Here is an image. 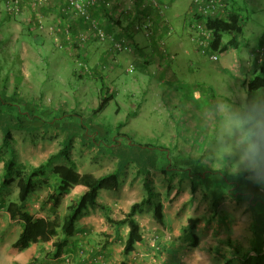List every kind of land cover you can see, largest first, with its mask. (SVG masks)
Segmentation results:
<instances>
[{"label": "rangeland", "instance_id": "obj_1", "mask_svg": "<svg viewBox=\"0 0 264 264\" xmlns=\"http://www.w3.org/2000/svg\"><path fill=\"white\" fill-rule=\"evenodd\" d=\"M112 1L115 7L107 14L103 12L99 19L108 34L127 43L130 50L114 52L110 36L104 41L90 37L85 44L79 43V35L85 36L87 27L81 26L79 17H63L57 0L40 6L36 19L29 9L31 0L25 1L23 11L13 17L6 13L5 3L0 0V90L7 85L11 93L18 86L19 92L34 97L42 108H55L51 112L56 118L62 119V114L80 118L85 126L94 125L109 133L106 146L102 147L90 145L79 136L74 139L69 158L81 173L100 176L114 169L117 155L110 145L117 137L118 148L120 143L129 149L155 147L161 160L159 169H151L152 184L163 203L166 221L158 222L151 206L138 214L143 240L124 257L122 249L128 228L122 226L117 230L108 223L106 215L122 218L133 202L146 195L143 174L134 163H129L120 174L119 187L101 189L98 204L83 214L86 220L83 221V215L78 219V234L68 238V248L58 259L51 255L53 241L67 237L60 229L58 236L48 242L16 249L12 243L21 230V223L10 224L6 209L0 207V264H21L33 257L44 264H90L91 261L119 264L124 258L128 264H221L222 259L212 255L208 245L231 253L232 244L239 247L241 254L248 252V256L233 259L231 264H264V254L253 250L257 202L253 203L252 194H257L259 189L263 192L258 194L259 200L264 202V87L248 92L245 83L236 79L240 70L237 64L247 60L245 55L253 61L264 36V0H235L243 8L246 27L239 37V47L229 46L216 61L209 58V52H198L186 28L184 40L192 54L185 52L182 58L191 60L183 62L185 69L182 73L178 71L177 80L166 76V80H157L156 61L146 65L142 62L152 51L149 46L138 47L150 40L130 27L135 0ZM189 3L190 0H173L171 12L175 8L181 13L179 21L184 17L186 22L190 17L184 8ZM159 20L161 22V17ZM40 22L43 28L39 27ZM52 25L76 26L79 35L60 48L50 33ZM228 40L229 36L224 35L223 44ZM76 43L81 56L74 49ZM109 50L115 55L106 56ZM131 65L134 70L129 71ZM18 76H21L20 82ZM102 77L103 93L112 96L105 108L94 116L93 108L98 106L102 96ZM195 88L203 95L195 96ZM63 134L61 129L52 127L32 133L13 130L12 145L5 149L0 129V155L6 159L13 150L19 162L38 165L62 147ZM164 156L170 157L171 164L177 162L179 167L199 170L202 175L208 173L213 179L218 180L222 175L226 181L230 179L229 186L226 189L223 181L219 182L224 191L214 202V194L209 190L211 185L202 182L193 189L191 178L179 173L184 171L162 172L166 163ZM54 162L70 163L65 157ZM246 170L249 172L244 178L231 175L237 171H241V175ZM17 180L0 189V203L17 199ZM47 180L54 181L50 173ZM239 183L243 186L238 188ZM82 188L76 186L56 207L48 197L49 187L44 185L29 196L27 209L34 216L54 218L57 215L62 221L67 206ZM190 217H200L196 228L200 242L196 247H191L183 236V227Z\"/></svg>", "mask_w": 264, "mask_h": 264}, {"label": "trees", "instance_id": "obj_2", "mask_svg": "<svg viewBox=\"0 0 264 264\" xmlns=\"http://www.w3.org/2000/svg\"><path fill=\"white\" fill-rule=\"evenodd\" d=\"M27 0H23V3ZM50 1V0H49ZM162 3L163 0H160ZM136 4H140V0H135ZM58 3V2H57ZM193 3V0H192ZM171 3L165 11V16L169 19L170 23L173 25L174 30H176L175 20H179L182 16L178 13L176 9L174 13H171ZM232 5V4H231ZM64 3L61 0L59 2L58 8L61 10L63 17L69 16L62 11ZM192 5L190 6L191 9ZM40 5L33 6L32 2L29 9L33 11V15L36 19L37 9ZM92 8V15L95 9ZM104 9V8H103ZM99 11V10H97ZM189 11V10H188ZM145 13H152L151 8L145 11ZM10 17H13L9 15ZM109 16V15H108ZM171 16L173 21L169 18ZM110 17V16H109ZM156 20L160 17L158 11L155 13ZM33 19V21H35ZM184 19V17H183ZM80 20L86 25H88L80 18ZM183 21V20H182ZM207 24L213 29L214 39L211 46L216 49L221 47L223 51L227 50L229 46L239 47V35L243 31V17L241 9L239 6L232 5L228 19H208ZM85 25H81L85 27ZM77 27L79 25L77 24ZM70 26V31L72 38L78 37L77 28ZM186 27V22H185ZM107 28V27H106ZM108 29V28H107ZM166 33V27L164 28ZM107 31V30H106ZM130 37L133 36L129 33ZM175 32V31H173ZM224 35L229 36V40L223 44ZM162 35H157V30L155 29V35H152L150 41L159 45V39L165 38ZM63 44L68 42L64 34L60 35ZM166 39V38H165ZM119 40V39H116ZM122 41V40H120ZM264 40L261 41V43ZM123 43H125L123 41ZM166 46L168 43L166 41ZM169 48V47H168ZM74 49L77 55L81 56L80 49L76 43L74 44ZM85 62V60H83ZM170 65V64H169ZM21 76H18L17 81L20 82ZM103 88L101 90L100 102L96 108H93V115L97 114L105 108L107 103L110 101L112 95H107L104 85V77L101 78ZM246 89L248 92L256 91L264 87V67L255 68L252 76L244 81ZM62 109V107H61ZM54 109H44L36 102L35 98L32 96H24L23 92L18 91V86H15L13 92L8 93L7 85L3 86L0 90V129L2 131V146L5 149H10L13 140V130H20L24 132H34L39 129L46 130L47 128H57L64 132V136L61 141V148L52 154L43 162L38 165H26L24 163L16 160L15 153L10 150L9 157L4 158L0 155V159L4 162L3 164V174L0 183V189L8 187L17 178V185L19 187L18 197L16 200L9 201L8 203H0V207L5 208L7 212V219L10 224L21 223V231L17 238L13 241L12 246L16 249H24L32 244L40 242H48L52 240L55 236H58L59 229L62 231L63 235L67 236L65 238H58L53 241L54 249L51 255L54 258H60L68 248V238L74 236L78 232L76 223L78 219L84 214L86 210L94 207L98 204V197L101 189H117L120 184V174L126 168L129 163H134L140 173L143 174L144 188L146 195L139 201H135L131 204L129 210L125 213L122 218H113L110 215H106V220L111 225H114L118 230L122 226H127V233L124 239L122 253L124 257L131 254L138 242L143 240V232L138 220L137 215L143 213L147 207H152L153 217L160 223H165V214L163 211V203L158 199V192L155 190L152 182L151 169H159L158 165L161 160V155H159L150 145H145L141 149H129L126 144L120 143L118 146V137L113 144H111L112 152L117 155L116 167L100 176H96L91 172L81 173L75 168L74 162L69 158V149L71 148L74 139L79 136L81 140L88 141L90 145L98 144L100 147L106 146L107 137H109L108 132H103L96 126L84 125V120L80 118L60 117L62 119L56 118L54 113L51 112ZM67 113V110H64ZM119 136L123 135L118 133ZM120 138V137H119ZM100 140V141H99ZM99 141V142H98ZM131 145V144H130ZM163 148V147H162ZM115 149V151H114ZM164 149V148H163ZM163 154V153H162ZM59 157L67 158L69 164H55V160ZM166 163H163L161 169L165 174H170L173 171H184L179 172L182 175L191 178L192 188L195 189L196 186L203 182V184H208L209 190L214 194L213 201L215 202L219 196H221L222 191L220 181H223V187L229 186V180H225L222 175L217 180L209 176L208 173L196 172L192 168L179 167L178 163L171 164L169 156H164ZM241 171L231 173L232 177L241 179V177H246L248 170L244 171L240 175ZM51 174L54 178L53 183L47 180L48 174ZM225 175V174H224ZM226 176V175H225ZM248 184V181H245ZM238 184L237 182L235 183ZM238 188L243 186L239 183ZM47 185L50 189L48 197L53 202L54 206H59L62 199L68 196L76 186H82L80 193L74 197L70 204L67 206V213L65 214L62 221L59 220L56 215L54 218H48L44 216H34L27 209V201L29 196L41 188ZM263 193L257 190V194L253 193L254 199L253 203L257 204L254 206L256 209V215L254 218L253 230H254V245L253 250L258 254H264V202L259 200L258 194ZM257 195V196H256ZM252 203V204H253ZM200 221V217H190L187 224L183 227V236L188 240V244L191 247L198 246L200 242V237L196 232L197 224ZM232 244V243H231ZM233 251L231 253H226L220 247L215 245H208V250L217 258L222 259L221 264H231L233 259H243L248 256V252L241 254L239 247L232 244ZM230 254L229 256H227ZM21 264H44L38 257H33L30 261ZM119 264H128L124 258Z\"/></svg>", "mask_w": 264, "mask_h": 264}, {"label": "built area", "instance_id": "obj_3", "mask_svg": "<svg viewBox=\"0 0 264 264\" xmlns=\"http://www.w3.org/2000/svg\"><path fill=\"white\" fill-rule=\"evenodd\" d=\"M5 3L6 13L11 16L19 15L23 11V0H1ZM64 7L62 11L68 15L81 18L88 25V33L84 36L79 35V43H84L88 38H95L98 41L106 40L110 35L102 27L101 20L92 15V8L103 7L107 12L112 11L115 7V2L112 0H62ZM32 5H48L49 0H31ZM169 7V3L161 2L160 0H140L139 5H135L131 12L132 27L135 31H141L147 39L150 40L152 35H155V29L158 30L166 27V35H170L174 31L173 25L165 16V11ZM151 8L152 13H145ZM232 5L229 0H193L192 7L189 10L190 17L186 20V28L189 32L191 40L199 52H209V58L213 61L219 59L220 53L224 52L221 47L214 49L211 43L214 39L213 29L207 24L208 19H228ZM159 12L160 20H156L155 13ZM141 17V18H140ZM140 18V19H139ZM158 23V24H157ZM39 27L43 28L40 22ZM51 35L54 36L56 44L63 48V42L60 37L65 35L66 39L72 38L71 29L69 25H52L49 27ZM111 37V36H110ZM112 48L115 52H122L130 50L127 43L116 40L111 37ZM162 53V64L168 66L172 63L175 55L170 52L166 46V39H159L157 46ZM253 62L256 68L264 67V41L255 50ZM129 71L134 70L131 65ZM69 261V258H66ZM91 261L90 264H94Z\"/></svg>", "mask_w": 264, "mask_h": 264}, {"label": "crops", "instance_id": "obj_4", "mask_svg": "<svg viewBox=\"0 0 264 264\" xmlns=\"http://www.w3.org/2000/svg\"><path fill=\"white\" fill-rule=\"evenodd\" d=\"M57 1L61 2V0H57ZM163 1L166 3H171L170 6L173 7V0H163ZM229 1L232 5L239 6L241 9V13H242V17H243V31H244L247 22H246V17L243 14V8L235 0H229ZM191 5H192V0H190L189 6L184 7V8L188 11V10H190ZM97 10H99V11H97ZM93 12L96 15V17L100 18V19H102L101 15L103 12H105V14H107L106 13L107 11L103 8L95 9ZM173 13H174V10H172L170 15ZM169 18L173 21V18L171 16H169ZM79 21H81V20H79ZM81 23L83 25H85L82 21H81ZM174 23L176 25V30H175V32H173L170 35H166V33L164 34V32H165L164 28L165 27H162V28L157 30V35H162L161 37L164 36L166 38L170 52H172L175 55V58H174L175 60L170 65L166 66V65L162 64V53L159 50V48L157 47L158 45L155 44L153 41H146V42H144V44L138 45L139 48H142L141 46H143V45L150 47V50L152 51V55H150V57H148V55H147V57H144L143 58L144 60L142 62L144 63V65H146V64H149L151 62L156 61V66H155L156 71H155L154 75H155V77L158 76V77H156L157 80L158 79L159 80H161V79L166 80L165 76L169 77V79L177 80L179 72H181V73L184 72L185 68L183 66V62L185 64L186 59L191 60L190 58H185V57L182 58L183 57L182 54L185 52L192 54L191 49L188 47V44L184 40V39H186V35H187L186 34V27H185V19H183V21H179L176 19ZM85 27H86V25H85ZM130 27H132V25ZM123 29H125V28H123ZM243 31L241 32L239 37H241V35L243 36ZM263 39H264V36L262 39H260V42ZM109 54L115 55V53H112V50L111 51L109 50L106 52V56H108ZM147 54H149V53H147ZM103 55L105 56V54H103ZM245 57L247 58V60L245 59L246 61L242 60V62H239V64H237V66L240 70L237 71V75H236V79L243 84H244L245 78L246 77L250 78L254 72V69L256 68L253 65V61L250 60V57L247 55H245ZM244 71H247L248 74H244L243 73ZM166 91L170 93L171 89L166 88ZM193 93L195 96H197L198 94H200L199 96H201V94L203 95V92L198 91L196 88L193 90ZM133 112H135V111H133ZM83 218H84V215H83ZM84 220H86V219L84 218L83 221ZM20 231H19V233H20ZM19 233H18V235H19ZM77 234H78V232H77Z\"/></svg>", "mask_w": 264, "mask_h": 264}]
</instances>
